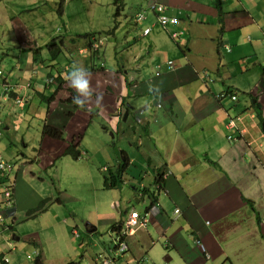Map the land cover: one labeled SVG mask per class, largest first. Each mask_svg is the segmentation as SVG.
<instances>
[{"label":"crops","instance_id":"1","mask_svg":"<svg viewBox=\"0 0 264 264\" xmlns=\"http://www.w3.org/2000/svg\"><path fill=\"white\" fill-rule=\"evenodd\" d=\"M69 1L81 0H64L60 27L51 29H63L61 46L47 49L44 42L31 50L33 41L25 42L15 25L0 34L2 62L17 60L10 72L0 63V147L4 154L19 156L13 214L5 219L9 229L0 226V252L10 264H35L36 259L43 264H101L107 257L113 264H264V0H124L117 16L122 9L135 10V43L119 47L117 34L109 33L110 40L97 52L87 47L90 37L77 33L84 7L71 14ZM138 13H144L143 20L137 21ZM161 15L178 18L179 24L163 27ZM47 22L57 24L56 18ZM172 33L183 34L175 39ZM76 39L70 47L67 42ZM64 50L68 60L59 61ZM75 55L79 57L71 60ZM96 59L106 71L91 73L96 98L91 97L89 111L78 114L62 102L70 96L68 82L43 105L48 90L59 86L49 85V77L68 74L74 62L89 71ZM221 93L227 96L217 100ZM18 97L24 106L16 103ZM42 108L44 120L38 119ZM90 110H98L108 126L105 133L128 143L121 156L107 150V160L113 162L108 171L103 170L98 130L99 146L83 144L85 133L77 147L80 157L65 154L93 118ZM238 117L243 123L227 128ZM45 124L65 130L66 138L44 137ZM230 135L241 137L230 141ZM62 158L85 164L87 180L80 177L73 187L76 174L69 176L74 171L57 163ZM125 165L121 184L110 188L105 173ZM101 173L103 188L115 194L107 202L94 191ZM142 192L143 199L138 196ZM46 200L43 211L28 214ZM133 212L147 214L148 224L128 238V252L117 256L96 235L107 229L114 236ZM26 221L34 230L29 236L20 229ZM30 240L40 251L35 260Z\"/></svg>","mask_w":264,"mask_h":264},{"label":"rangeland","instance_id":"2","mask_svg":"<svg viewBox=\"0 0 264 264\" xmlns=\"http://www.w3.org/2000/svg\"><path fill=\"white\" fill-rule=\"evenodd\" d=\"M37 1H39V2H37ZM59 1L60 0H0V34L3 31H5V29L12 30L13 26L15 25L17 31H23V32H21V36L24 38L25 42L33 41L31 50H34L35 48L41 46L44 42H46V43L44 44L43 47H45L47 49L49 47H55V43L57 44V46H61L62 41L65 40V36L63 34L64 31L59 32L60 30H63L62 28H59V31H57V33L55 32V30H58L57 28L60 27V20H59V18L57 19V17L59 16L58 15L59 11H60ZM104 1H106V0H81L80 3L73 2L71 4L69 1L70 5L68 6V11L71 14L79 11L81 9V6L84 7L83 8L84 9V15L81 14L84 21L82 23V20H78V23H79L78 27L79 28H78L77 33H79L80 35H83V36L86 34H95V35L103 38L105 41H107L108 39L110 40L109 33H116L117 34V40L120 43L119 47H121L122 45H124L126 43H131V44L135 43L136 38L134 36V33H136V31H135V29H132L133 27H132V22H131L132 20L135 19V17L131 18V16L135 12V10L129 13V10L127 8L122 9L121 10L122 16H117V12L119 11V8L122 7L124 0H118V1L117 0H107L108 4L103 7V6H101L100 3L104 2ZM77 6L79 7V10H77ZM64 8H65V4H64L63 9ZM29 18H34L35 21H29ZM52 18H56V21H57L56 25H51L49 22H47L48 20H51ZM21 23L24 25L22 26ZM81 27H83V28H81ZM52 28L55 30H51ZM109 31H111V32H109ZM1 39H2V36L0 37V40ZM51 43H52V46H50ZM67 43L70 45V47H72V45L77 44L78 41L76 39L75 41H68ZM44 50H46V49H42V48L39 49V51L42 52L43 57L47 56L44 54V52H46L47 50L46 51H44ZM11 52L13 53L14 50L11 49ZM88 54H90V53H88ZM67 56L68 55H67L65 50L62 53L59 51V61H67L68 60ZM96 56H98V55H96ZM78 57H79V55H75L74 56L75 59L73 58L71 60H76ZM88 57H89V55H88ZM2 58H3V56L0 53V63L2 62ZM43 62H45V59L43 60ZM90 62H91V60H90ZM16 63H17V60L14 57L12 59V61L9 63V65L5 64L3 62H2V65L5 67L8 66L6 71L10 72V71H12V67H10V66L16 65ZM37 63H38V61H37ZM110 63L112 64L111 61H109V64ZM24 65H25V63H22V66H24ZM102 66L105 67L103 62H99L96 59V65H94V67L95 68H97V67L101 68ZM64 68H65V66H63L62 70H64ZM63 72L65 73V71H63ZM62 76L65 79V76L63 74H62ZM54 79L55 78H53V77H49L47 79V82H51V85H52L53 84L52 82L57 81V79L56 80H54ZM38 81H41V79H38ZM0 83L4 84L1 80H0ZM14 83H18V82H14ZM55 83H58V81ZM7 86H9V85H7ZM64 89H65V87H64ZM54 93L57 96L55 89H53V90L49 89L48 90V94H47L48 99L43 101L44 106L47 107L49 100L52 98V95ZM20 100L23 101V105H24L25 104L24 99L20 98ZM16 101H19V99L17 98ZM96 111H98V110H96ZM46 115H47V111H45L42 108V110H40V112H38V119L40 118V119L44 120V118H46ZM87 123H89V125L91 123L92 124L90 125V127H89V125L87 126V128L89 127V129L86 128V130L85 129L80 130V132H81L80 134L84 135L86 133L85 134L86 139H84L82 141V143L88 144L91 147L92 146H99L100 142L97 141L96 138L99 136V133H100L101 138L103 139L102 144L99 148L100 154L103 155V159H104L103 166L108 171V169H109L108 166H113V162L111 160H107V156H108L107 150H109L111 154H113L115 152L121 156L122 150L128 149V143L124 140L121 141V139L117 135L113 136L112 132H110V131L105 133L106 132L105 129L108 126L103 122L102 118L97 116V115H94L93 118L90 117V120ZM32 124H34V125L36 124L33 119H32ZM0 127H1V124H0ZM54 127H56V126H54ZM72 127H76V124H74ZM72 127H71V131H72ZM97 130L99 131V133ZM63 131L65 134V130H63ZM65 138H66V135H65ZM29 140H30L29 143L34 144V142H35L34 140H31V139H29ZM60 140H64V139H60ZM22 151H24V149H22ZM80 151L86 153L84 151V149L80 148ZM0 154L3 156L5 161L12 162V163H15V160L18 159V157H19L18 154H15V152H14V156H11V154L9 156L8 153L4 154L2 147H0ZM57 163L58 164L63 163L65 165L69 166V168L72 171H74V172L68 173L69 176H75V174H76L75 178L72 180L73 187H75L76 184L77 185L79 184L78 181H79L80 177L84 178V180H87L85 178L87 177L86 173L88 171V167H86L85 164L76 162L75 159H73V158L72 159L71 158L70 159L69 158H62V159L57 160ZM16 165L17 164H15V166L13 167V172H14L12 174L13 180H14L15 172L17 170ZM92 168L93 167H91V169ZM108 173H105V175ZM86 183H90V182H86ZM103 183H104V181H103V177H102V173H101V180L98 181L96 178V186H99V187L95 188L94 191L98 194L99 198H102V200L107 202V199L109 200L111 197L113 198L115 196V194H113L112 191L105 190L103 188ZM90 184L93 185V182H91ZM80 187L82 190H84L85 185L81 184ZM12 188L15 190V184L12 186ZM126 192H128V194H132V191L130 188H127ZM123 195H125V193H123ZM0 196L3 197V194H0ZM133 204H136V203L133 202ZM131 205L132 204H130L129 206H131ZM129 209H130V207H129ZM29 223H30V221H26L20 227L21 231L24 232L27 236L31 235L32 231H34L29 226ZM96 238L100 239L103 243L107 244L109 247H111V249H113L115 246V240H114L115 238H114L111 230L110 231L107 229L103 230L102 232H100V234L96 235ZM21 242L23 243V240ZM80 243H81V239L79 241V244ZM16 245H18V242H16ZM28 248H29V254L32 257H34V260H35L36 257H38L40 255V251L38 250L39 251V254H38V251L36 250L37 248H35L31 244V240L28 243ZM29 261H31V260H29ZM0 264H2V263L0 262ZM11 264H14V262L12 260H11ZM19 264H24V262L21 261Z\"/></svg>","mask_w":264,"mask_h":264},{"label":"clouds","instance_id":"3","mask_svg":"<svg viewBox=\"0 0 264 264\" xmlns=\"http://www.w3.org/2000/svg\"><path fill=\"white\" fill-rule=\"evenodd\" d=\"M139 14H143L144 15V13H138L137 16H136L137 21L143 20V19H139L138 18ZM169 19H177L178 21L175 24L170 23L167 26H164L161 23H160V25H162L163 27H169V26H177V24H179V19L178 18H169ZM159 22H160V18H159ZM147 30L151 31V29H147ZM147 30H145V32H144L145 35H148L150 33V31H149V33H146ZM177 34H179V35H177ZM182 34L183 33H172V37L177 39L179 36L182 37ZM90 39H93V37L90 36ZM104 43H105V40L98 36V38H95V39L92 40L91 50L93 52L99 51V49L104 45ZM95 45H96V47H95ZM170 62H173V61H170ZM169 68H170V65H169ZM170 69H173V68H170ZM1 74H2V72L0 71V76H1ZM158 75H160V72L158 73ZM90 77H91V73L80 62H74L72 64V70L65 76V79L67 80L69 85L77 93V95L73 97V103L76 104L78 107H80L82 109L85 108L86 104L88 103V101L91 99V97L93 95V89L91 87ZM52 83L55 84V82H52ZM48 84L51 85V82H48ZM150 90H152V89L150 88ZM226 95L227 94L221 93V94L217 95L216 99L217 100H221L222 98H225ZM219 96H222V97H219ZM233 97H236V99L234 100ZM231 98H232L233 101L237 100V96H235V95H233ZM18 99H19V101H16V103L18 105H20V106H24L23 105V101L20 100L19 97H18ZM99 99H101V98H100L99 95H97V100H99ZM237 123H243V119H242V122H237ZM236 126H237V124H236ZM227 128H228V126H227ZM235 128L230 129V130H234ZM242 133H244V131ZM229 137H232V139H230ZM240 137L241 136L230 135V136H228V139L230 141H237ZM234 138H236V139H234ZM0 157H1V159L4 162H6L7 164L11 165V167H12L11 171L7 172V173H4L0 169V194H3V197L0 196V198H1L0 199V207L3 209L0 212V217H2V219H0V226L2 227V229H4V228L5 229H9V224L6 223L5 219L10 214H13V208H14V203H15V200H14V198H15V190L12 188V186L15 184V179L14 180L12 179V174L14 173L13 172V167L15 166V164L12 163V162L5 161L1 154H0ZM104 170L106 171L107 169L104 168ZM6 188H8L10 190V192H11V200L10 201H7L6 196H5V189ZM138 196H139V198L143 199V198L146 197V193H144V192L139 193ZM150 197L151 196H149V198ZM9 246L11 248L14 247V244H13V242L11 240L9 241ZM114 250H115L114 252L116 253V251H117L116 244L114 246ZM107 259L111 260L109 257H107ZM0 261L3 264H10L9 259L6 257V255L3 252H0Z\"/></svg>","mask_w":264,"mask_h":264},{"label":"trees","instance_id":"4","mask_svg":"<svg viewBox=\"0 0 264 264\" xmlns=\"http://www.w3.org/2000/svg\"><path fill=\"white\" fill-rule=\"evenodd\" d=\"M71 1H72V0H71ZM117 1H118V0H117ZM63 2H64V0H62V3H60L61 7L63 6ZM109 32H110V31H109ZM107 33H108V32H107ZM90 36H92L93 39L98 38V36L95 35V34H86V35H84L83 37H84V38H89ZM93 39H90V38H89L90 43H89V45L87 46L88 49H91V45H92V40H93ZM94 69H95L96 71H98V70H102L103 67H102V68H95L94 66H92V68H91V70H89V72L92 73V71H93ZM103 70L106 71L105 68H104ZM66 75H67V74H66ZM66 75H64V76H66ZM90 80H91V81L93 80L92 77H90ZM57 81H58L57 84H58L59 86H57L58 88H57V90H56V93L59 94L60 91L63 90L64 86L66 85L67 80L64 79L63 76H62V74H61V75H59V76L57 77ZM62 87H63V88H62ZM97 87H100V86H97ZM68 90H69V94H70V96H69L68 98H64L65 100H64V99H60V100H64V101H62V102L73 105L74 108H76L78 114H79V113H82V112H87V111H89V110H88V103L90 102V100H89L88 103L86 104L85 108L82 109V108L78 107L76 104L73 103V97L77 95L76 91H75L71 86L68 88ZM108 91H109V90H106V92H108ZM228 95H231V94H228ZM226 96H227V95H226ZM226 96H225V97H226ZM52 97H56V94L54 93V94L52 95ZM92 97L96 98V96H94V94L92 95ZM60 100H59V101H60ZM90 111H91V110H90ZM91 113H92V116H94V115H97L98 112H97L96 110H92ZM72 115L74 116L75 114L70 113V117H71ZM73 116H72V117H73ZM43 136H44V137L49 136V137L54 138V139H64V138H65L64 131H63L62 129H59V128H57V127L52 126L51 124H45V125H44V128H43ZM82 137H83L82 134H78V135L74 136V138H72V142L70 143L69 147L67 148L65 154H67V155H69V156H71V157H73V158H75V159L78 158V157H80L81 154H80V152L77 150V147H78V144H79V140H81ZM77 142H78V143H77ZM125 169H126V165H125V166H120V167H118V168L115 170V173H114V170H110L109 173L105 175V179L107 180V185H108L110 188H118L119 184H121V181H122V180H121V175L123 174V171H124ZM1 181H2V180H1ZM48 202H49V200L44 201L42 204L39 205V207H38L35 211H31V212H29L28 214L31 215V214H35V213H38V212L43 211V210L45 209V206L47 205ZM35 264H43V263L41 262L40 259H36Z\"/></svg>","mask_w":264,"mask_h":264},{"label":"built area","instance_id":"5","mask_svg":"<svg viewBox=\"0 0 264 264\" xmlns=\"http://www.w3.org/2000/svg\"><path fill=\"white\" fill-rule=\"evenodd\" d=\"M138 18L139 19H143L144 18V15L143 14H139L138 15ZM177 19H169L168 17H166L165 15H162L160 17V23L164 26H167L168 24L172 23V24H175L177 23ZM150 30H147L146 33H149ZM179 35V34H177ZM96 47V45H95ZM169 65H170V68H173L174 67V63L173 62H169ZM223 96V95H222ZM222 96H219V97H222ZM233 99L235 100L236 97H233ZM237 122H242V118L239 117L237 118V120H232L230 121V123L228 124V128L229 129H233L236 127V124ZM230 139H232V137H229ZM236 139V138H234ZM0 169L4 172V173H7V172H10L12 167L11 165L7 164L6 162H4L1 157H0ZM5 196H6V199L7 201H10L11 200V192L8 188L5 189ZM147 214L145 216H141L140 214L134 212L131 214V216L129 217V219L127 220L126 222V230H125V234H132L136 228L138 227H142V226H145L146 223H147ZM0 219H2V217H0ZM115 244H116V248H117V256H124L126 254V252L128 251V246L126 245V243L124 242L123 240V237L122 236H117L115 238ZM101 264H112V261L107 259V258H104L102 261H101Z\"/></svg>","mask_w":264,"mask_h":264},{"label":"bare ground","instance_id":"6","mask_svg":"<svg viewBox=\"0 0 264 264\" xmlns=\"http://www.w3.org/2000/svg\"><path fill=\"white\" fill-rule=\"evenodd\" d=\"M170 173H166L165 175H163V178L164 179H166L167 177H168V175H169ZM180 212V210H178L177 211V213H179ZM134 213V212H133ZM136 213H138V212H136ZM139 214V213H138ZM131 216V215H130ZM129 216V217H130ZM129 217L125 220V222H124V224L122 225V227H121V229H119V230H117L115 233H114V238H116L117 236H122L123 237V240H124V242L126 243V245L128 246V250H129V244H128V238L130 237V236H133V235H135L140 229H142V228H146V226H147V224H148V216H147V223H146V225L145 226H142V227H138V228H136L135 229V231L132 233V234H125L124 232H125V230H126V222H127V220L129 219ZM128 252V251H127ZM126 252V253H127Z\"/></svg>","mask_w":264,"mask_h":264},{"label":"water","instance_id":"7","mask_svg":"<svg viewBox=\"0 0 264 264\" xmlns=\"http://www.w3.org/2000/svg\"><path fill=\"white\" fill-rule=\"evenodd\" d=\"M128 115H129V113H126V114H125V116H124V118H123V121H126V120H127Z\"/></svg>","mask_w":264,"mask_h":264}]
</instances>
